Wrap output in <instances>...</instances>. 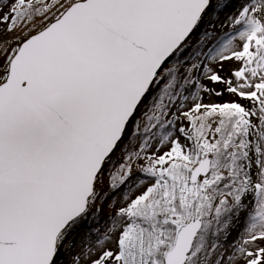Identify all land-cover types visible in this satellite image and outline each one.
Wrapping results in <instances>:
<instances>
[{
  "label": "snow or ice",
  "instance_id": "snow-or-ice-1",
  "mask_svg": "<svg viewBox=\"0 0 264 264\" xmlns=\"http://www.w3.org/2000/svg\"><path fill=\"white\" fill-rule=\"evenodd\" d=\"M0 264H264V0H0Z\"/></svg>",
  "mask_w": 264,
  "mask_h": 264
}]
</instances>
